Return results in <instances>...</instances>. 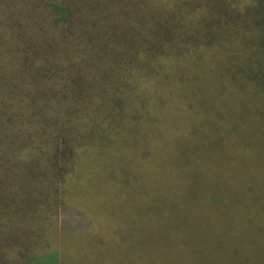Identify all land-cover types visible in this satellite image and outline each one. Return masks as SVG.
<instances>
[{
  "label": "trees",
  "instance_id": "16d2710c",
  "mask_svg": "<svg viewBox=\"0 0 264 264\" xmlns=\"http://www.w3.org/2000/svg\"><path fill=\"white\" fill-rule=\"evenodd\" d=\"M207 90L227 111L215 123L264 155V0H0V264H63L86 147L114 157L141 99L144 113H189ZM196 233L187 253L208 264Z\"/></svg>",
  "mask_w": 264,
  "mask_h": 264
},
{
  "label": "rangeland",
  "instance_id": "374dc122",
  "mask_svg": "<svg viewBox=\"0 0 264 264\" xmlns=\"http://www.w3.org/2000/svg\"><path fill=\"white\" fill-rule=\"evenodd\" d=\"M206 93L203 108L189 113H144L141 99L114 157L96 160L86 147L88 164L73 174L63 199L77 212L59 215L73 216L72 227L82 229L61 239L63 264H204L203 254L187 253L197 242L185 239H197V230L208 242V264H264V155L257 157L250 131L215 123L227 111ZM245 141L252 158L240 155Z\"/></svg>",
  "mask_w": 264,
  "mask_h": 264
}]
</instances>
